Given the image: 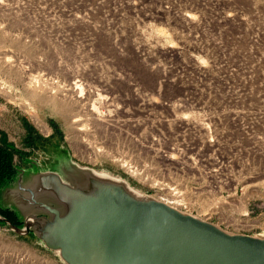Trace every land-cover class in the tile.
Wrapping results in <instances>:
<instances>
[{"label": "rangeland", "instance_id": "rangeland-1", "mask_svg": "<svg viewBox=\"0 0 264 264\" xmlns=\"http://www.w3.org/2000/svg\"><path fill=\"white\" fill-rule=\"evenodd\" d=\"M105 109L145 126L159 113L210 121L219 162L206 150L205 167L179 178L206 196L192 199L207 202L193 215L264 239V0H0V146L13 169L0 210L16 223L0 215L1 247L74 264L66 250L85 208L118 189L99 175L127 184L131 202L157 197L155 175L135 177L109 157L119 149L94 126ZM40 218L60 232L27 229Z\"/></svg>", "mask_w": 264, "mask_h": 264}, {"label": "water", "instance_id": "water-1", "mask_svg": "<svg viewBox=\"0 0 264 264\" xmlns=\"http://www.w3.org/2000/svg\"><path fill=\"white\" fill-rule=\"evenodd\" d=\"M116 190L92 197V207L85 208L74 251L66 250L72 263L264 264V239L226 233L209 221L184 217L161 201L132 206L122 190ZM34 224L60 232L41 218L26 223L27 229Z\"/></svg>", "mask_w": 264, "mask_h": 264}, {"label": "built area", "instance_id": "built-area-1", "mask_svg": "<svg viewBox=\"0 0 264 264\" xmlns=\"http://www.w3.org/2000/svg\"><path fill=\"white\" fill-rule=\"evenodd\" d=\"M184 100L161 101V106L164 104L175 109L177 103ZM105 101L108 103V99ZM105 111L106 109L100 112L97 111L100 114V118H97L99 115L95 113L97 116H94V119H96L94 126L95 128L102 126L105 130V138L102 141L110 146L116 145L115 147L119 149L120 154H110L112 157H109H114L115 161L135 177H148L151 179L149 181H153L151 176L155 175L156 187L159 188L157 193L167 194L170 191L172 193L170 194L171 198H163L162 194L157 201L164 202L173 208L176 207L177 210H185L192 213L196 211V206L207 204L206 201L197 202L192 200L198 197L206 198V196L204 194L198 195V191L195 188L184 184L179 178L184 173V169H198L199 164L203 165L204 161H206V154L204 153L206 150H213L212 154H209L212 157H207L208 160L214 159L219 162V158L213 156V153L219 149L217 130L212 127L210 121L205 118L199 121L186 117L178 119L175 115L170 116L159 113V122L155 121V125L152 123V126H145L142 118L135 117L133 113H121L122 111L116 110L114 113L106 114ZM161 126H165L167 129H163ZM150 127H152L153 131H145ZM146 133L151 134V136L154 134L155 136L152 137L151 141H148L143 138ZM90 142L88 140V145ZM97 152L101 151L97 148V145H93V149L89 153L95 154ZM200 173H194L195 177L197 178V174L200 176ZM189 178L188 174L185 179L189 180ZM185 183L188 184V182ZM201 191L203 192L204 190L202 189ZM179 194H187L190 201L188 202L182 196L180 198L182 203H175L173 195L178 196ZM189 206H191L190 209H188ZM209 211L212 214L214 213L211 209ZM0 264L58 263L50 262L28 251L7 250L0 245Z\"/></svg>", "mask_w": 264, "mask_h": 264}, {"label": "bare ground", "instance_id": "bare-ground-1", "mask_svg": "<svg viewBox=\"0 0 264 264\" xmlns=\"http://www.w3.org/2000/svg\"><path fill=\"white\" fill-rule=\"evenodd\" d=\"M228 17H231V15H228ZM82 85V84H81ZM83 88V87H82ZM81 92V91H80ZM100 95V97H101V94H99ZM80 97V96H79ZM97 100V99H96ZM97 102V101H96ZM99 102V101H98ZM81 103V102H80ZM93 104H94V102H93ZM100 105V104H99ZM95 107H97V106H95ZM94 107V108H95ZM102 107V106H101ZM103 153V152H102ZM105 153V152H104ZM107 153V152H106ZM99 176H101V179L100 178H98L97 176V178L98 179H100V180H102V181H107V182H109V183H112L113 185H115L116 187H118L119 189H121L124 193H127V192H129L130 193V189L127 187V184L126 185H124V183L121 181V180H119V179H116V178H113V177H110V176H105V175H99ZM79 177H81L82 178V176H79ZM83 181H84V179H83ZM126 183V182H125ZM84 184V183H83ZM99 191V188H95L94 189V192H98ZM137 191H139V190H136V192ZM171 192V191H170ZM170 192H168L167 194H165V193H162V192H159L160 194H157V197H152V196H150V197H145V198H138V197H136L135 196V194H132V196H134L133 198H132V200L134 199V202L132 201L131 202V200H128V202H129V204H131L132 206L133 205H136V206H141V204H144V203H150L151 201H154V200H159V198H160V196H162V194H163V198H171L170 197V194H172V193H170ZM173 192V191H172ZM129 193H127V195H131V194H129ZM131 193H132V191H131ZM140 194V193H139ZM142 194V193H141ZM182 196H184V194H179L178 196H174L173 195V198H174V202L176 203H182V199H180V198H182ZM136 198H138V199H136ZM184 198L186 199V196H184ZM165 200V199H164ZM173 203V202H172ZM174 208H176V207H174ZM177 209V208H176ZM206 209V208H205ZM208 210V209H207ZM180 211V210H179ZM182 213L181 214H183L184 212H186L185 210H183V211H181ZM203 212V211H202ZM186 215L188 216V217H195V218H198V216H195V215H193V213L192 214H190V213H187L186 212ZM182 216H184V217H186L185 216V214H183ZM3 218V217H2ZM201 219V218H200ZM3 220H5V221H8L9 222V220H6V219H4L3 218ZM42 221H44L43 219H42ZM51 223V225H52V222H50ZM44 224V223H43ZM10 225L11 226H13V224H11L10 223ZM220 229V228H219ZM49 233V232H48ZM50 234V233H49ZM264 238V237H263ZM81 244H82V241H81Z\"/></svg>", "mask_w": 264, "mask_h": 264}, {"label": "trees", "instance_id": "trees-1", "mask_svg": "<svg viewBox=\"0 0 264 264\" xmlns=\"http://www.w3.org/2000/svg\"><path fill=\"white\" fill-rule=\"evenodd\" d=\"M11 153L0 146V182L2 178H5L6 175L12 172V164H11ZM2 183V182H1ZM0 183V184H1ZM0 215L4 216L7 220H9L13 225H16L15 220L9 219L8 211L0 210Z\"/></svg>", "mask_w": 264, "mask_h": 264}, {"label": "flooded vegetation", "instance_id": "flooded-vegetation-1", "mask_svg": "<svg viewBox=\"0 0 264 264\" xmlns=\"http://www.w3.org/2000/svg\"><path fill=\"white\" fill-rule=\"evenodd\" d=\"M9 216H11V215H9ZM4 219H6V218H4ZM7 220V219H6Z\"/></svg>", "mask_w": 264, "mask_h": 264}]
</instances>
